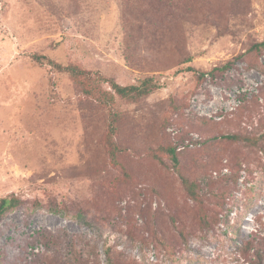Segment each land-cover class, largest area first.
<instances>
[{
	"label": "rangeland",
	"instance_id": "rangeland-1",
	"mask_svg": "<svg viewBox=\"0 0 264 264\" xmlns=\"http://www.w3.org/2000/svg\"><path fill=\"white\" fill-rule=\"evenodd\" d=\"M172 1L181 12L157 31L137 0H0V197L20 199L0 217V264H264V51L248 50L264 0ZM34 54L158 82L115 98L127 180L103 146L107 109ZM160 145L178 172L146 156Z\"/></svg>",
	"mask_w": 264,
	"mask_h": 264
},
{
	"label": "trees",
	"instance_id": "trees-1",
	"mask_svg": "<svg viewBox=\"0 0 264 264\" xmlns=\"http://www.w3.org/2000/svg\"><path fill=\"white\" fill-rule=\"evenodd\" d=\"M137 2L138 3L134 8L137 9L138 15L142 17L141 21L145 22L146 25H152L154 20H164V22H160V26L158 27L157 31H163L164 26L168 25L169 21L173 19V14L178 11L181 12L179 7L172 4V0H137ZM146 14L148 16H146ZM262 49L264 51V39L251 45L248 50L259 52L262 51ZM33 56L37 60L46 59L48 63L52 64L58 70L66 72L70 76V79H72L79 87L81 95L93 100L99 106L105 107L107 109L106 113L108 115V119L104 138L102 139L104 144L103 146L105 147L106 155L111 167H119L122 179L127 180L129 178V173L122 165H120L119 162L120 153L121 151H124V149L116 139L119 122L121 120V114L114 109L115 98L117 97L124 100L136 101L139 98L145 97L154 91L158 87V82L155 81L152 76H145L136 80V82L133 84L129 83L121 85L116 83L114 80H111V78L99 76L97 73H95V76H93L91 71L81 68L75 64L61 65L48 60L43 55L34 54ZM243 56V53L238 54L234 56L232 60L226 61L220 66H214L210 72L225 71L232 65V61L234 59H240V57ZM187 59L188 58H186L185 61H187ZM185 69L196 73L198 79H201L207 73L205 71H197L191 66H187ZM98 81H104L109 86V89L101 87L100 84L97 83ZM225 137L228 139L248 141V138L234 134L226 135ZM145 153L148 158L157 161L162 166H165L163 159L165 157L168 158L171 162V166L174 167L178 172V154L176 148L173 146L160 145L156 146L154 149L146 150ZM178 176L182 189L184 190L187 197L194 200L195 202H198V185L194 182V180L189 179L183 174H178ZM19 204L20 199L14 197L13 195L0 197V217L4 211H6V209L13 208ZM78 216L81 217L85 225H90V222L80 211L76 214V217Z\"/></svg>",
	"mask_w": 264,
	"mask_h": 264
}]
</instances>
